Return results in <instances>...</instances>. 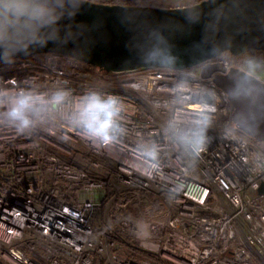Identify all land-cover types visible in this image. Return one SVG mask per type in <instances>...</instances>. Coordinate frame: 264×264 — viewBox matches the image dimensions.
Segmentation results:
<instances>
[{"label":"built area","instance_id":"obj_1","mask_svg":"<svg viewBox=\"0 0 264 264\" xmlns=\"http://www.w3.org/2000/svg\"><path fill=\"white\" fill-rule=\"evenodd\" d=\"M232 67L0 61V264H264V146L213 82Z\"/></svg>","mask_w":264,"mask_h":264},{"label":"water","instance_id":"obj_2","mask_svg":"<svg viewBox=\"0 0 264 264\" xmlns=\"http://www.w3.org/2000/svg\"><path fill=\"white\" fill-rule=\"evenodd\" d=\"M264 52V0L162 8L88 0H0V61L54 53L107 72L185 69ZM234 127L264 143V82L237 67L213 79Z\"/></svg>","mask_w":264,"mask_h":264},{"label":"rangeland","instance_id":"obj_3","mask_svg":"<svg viewBox=\"0 0 264 264\" xmlns=\"http://www.w3.org/2000/svg\"><path fill=\"white\" fill-rule=\"evenodd\" d=\"M88 1L106 4L109 0H88ZM151 4L153 6L162 7V8H175V7L188 6L185 0H153ZM249 58H251L252 60L253 57L251 55H247L244 58H241V60H239L240 62H238V67L264 82V60L262 61L259 60L262 63H260L258 67V65L257 66L255 65V63L249 61L248 60Z\"/></svg>","mask_w":264,"mask_h":264},{"label":"trees","instance_id":"obj_4","mask_svg":"<svg viewBox=\"0 0 264 264\" xmlns=\"http://www.w3.org/2000/svg\"><path fill=\"white\" fill-rule=\"evenodd\" d=\"M153 0H109L106 4H118L124 6H153L151 4ZM187 5H194L203 0H185ZM250 55L258 60H264V52H250ZM84 70L98 79H106L110 72L104 71L97 66H93L90 64L83 63ZM260 146H264L263 144H258Z\"/></svg>","mask_w":264,"mask_h":264},{"label":"clouds","instance_id":"obj_5","mask_svg":"<svg viewBox=\"0 0 264 264\" xmlns=\"http://www.w3.org/2000/svg\"><path fill=\"white\" fill-rule=\"evenodd\" d=\"M185 91H188L187 89H185ZM111 103H114V101H112ZM25 105L21 104L18 107H14L10 113V115L14 118V119H21L23 120V113H22V109ZM26 122V121H25Z\"/></svg>","mask_w":264,"mask_h":264},{"label":"flooded vegetation","instance_id":"obj_6","mask_svg":"<svg viewBox=\"0 0 264 264\" xmlns=\"http://www.w3.org/2000/svg\"><path fill=\"white\" fill-rule=\"evenodd\" d=\"M247 55H250V52H247L245 53L244 55H241V56H235V55H232L231 53L229 52H224L221 57L223 58H230V59H234L236 62H240L239 60H241L242 56H247ZM257 144H260L259 142L255 141ZM264 145V143H261Z\"/></svg>","mask_w":264,"mask_h":264}]
</instances>
